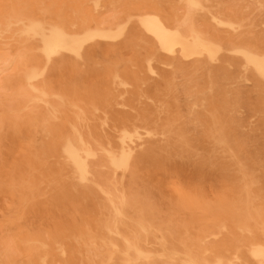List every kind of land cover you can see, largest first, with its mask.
<instances>
[{
	"label": "bare ground",
	"instance_id": "bare-ground-1",
	"mask_svg": "<svg viewBox=\"0 0 264 264\" xmlns=\"http://www.w3.org/2000/svg\"><path fill=\"white\" fill-rule=\"evenodd\" d=\"M121 2L122 19L103 17ZM261 8L0 0V74L12 77L0 82V193L28 264H264V194L215 116L240 81L264 98ZM180 72L191 108H209L193 116L199 135L181 114ZM207 172L224 180L212 195ZM28 213L52 219L25 228Z\"/></svg>",
	"mask_w": 264,
	"mask_h": 264
},
{
	"label": "rangeland",
	"instance_id": "rangeland-1",
	"mask_svg": "<svg viewBox=\"0 0 264 264\" xmlns=\"http://www.w3.org/2000/svg\"><path fill=\"white\" fill-rule=\"evenodd\" d=\"M221 2L225 14H230L232 11L237 14L236 11H240L243 4V0H221ZM122 4L123 2L111 9H103V17L108 20L117 17L122 19L125 13H129L121 12ZM259 13L262 19H264V8H261ZM262 27L264 28V25ZM223 32L228 33L226 31ZM122 56L125 59L129 58L131 56L130 49H124L122 51ZM4 77L7 79L12 78L5 72L0 74V82ZM184 77L186 78L185 72H180L177 77L178 83L180 84L178 86V98L181 102V114L183 117H186V126L188 130L199 135L202 130L201 123L193 116L198 115L200 112H205L209 108L206 105L202 106L200 104L191 108L194 101L188 103L189 95L186 94L184 89L186 88L184 84L187 83V79ZM226 97L228 102L226 105L227 112L223 114L219 111L215 113V116H223L225 119H228L229 123L236 129V133L235 131L230 133L235 134L234 137H226L228 134L225 133L224 138L229 148L236 156L237 161L240 163L241 168L244 171L254 170L253 173L258 176L257 184L253 188V193L257 196L258 194L263 195L264 107L261 108L260 105L264 102V98L261 97L260 91L257 90L255 82L250 79L240 81L234 88L229 89ZM0 99L2 98L0 97ZM213 102L221 103L215 96V93H213ZM181 178L182 180L185 179L183 176ZM198 182L205 187L208 195H212L215 190H219L224 184V180L215 172H207ZM256 200L260 201L258 197ZM12 207L13 202L11 197L6 193H0V261L2 264H28L27 259L16 248L12 240V235L15 232L14 227L7 222L8 217L12 215ZM61 214H63L61 211L54 212L52 215L53 219H58ZM172 218L176 222H182L187 218V213L173 215ZM46 219L52 218L50 216L43 217L41 214L28 213L22 217L20 223L25 228H28L29 226L34 227V225L45 222ZM194 224L197 226L196 223Z\"/></svg>",
	"mask_w": 264,
	"mask_h": 264
}]
</instances>
